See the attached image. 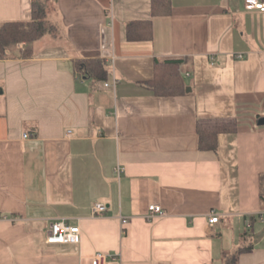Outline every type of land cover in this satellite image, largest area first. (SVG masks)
Wrapping results in <instances>:
<instances>
[{
  "label": "crops",
  "instance_id": "obj_1",
  "mask_svg": "<svg viewBox=\"0 0 264 264\" xmlns=\"http://www.w3.org/2000/svg\"><path fill=\"white\" fill-rule=\"evenodd\" d=\"M38 1L55 32L0 57V264H91L97 251L105 264H219L244 247L229 264H264V12ZM31 3L0 0V23L30 20ZM131 21H149L150 36L128 39ZM88 58L105 61V79L78 68ZM164 58H181L183 92L146 85ZM198 122L226 125L215 151L198 148ZM150 203L165 213L148 218ZM59 217L79 225L78 243L45 242Z\"/></svg>",
  "mask_w": 264,
  "mask_h": 264
},
{
  "label": "trees",
  "instance_id": "obj_2",
  "mask_svg": "<svg viewBox=\"0 0 264 264\" xmlns=\"http://www.w3.org/2000/svg\"><path fill=\"white\" fill-rule=\"evenodd\" d=\"M167 3V2H166ZM31 18L28 21H5L0 23V57H3L5 50L15 43L23 42V54H28L32 42L46 32H55V27L45 19V8L42 2L32 0ZM142 27L138 28V26ZM138 28V29H137ZM149 21H131L126 24V36L128 39H138L150 36ZM144 32V33H143ZM143 33V34H142ZM181 58L156 59L154 63V75L146 82L156 94L169 95L183 92L185 90V77L178 66ZM85 75L93 79H105L107 74L106 63L101 58H88L77 62ZM226 125L220 124L215 129H210L200 122L197 123L198 148L205 150H216V137L220 130L226 129ZM260 199L264 205V184L260 185ZM246 248H239L228 257L224 256L219 264H229L235 261L238 255Z\"/></svg>",
  "mask_w": 264,
  "mask_h": 264
},
{
  "label": "built area",
  "instance_id": "obj_3",
  "mask_svg": "<svg viewBox=\"0 0 264 264\" xmlns=\"http://www.w3.org/2000/svg\"><path fill=\"white\" fill-rule=\"evenodd\" d=\"M244 6L248 9H257L260 12H264V0H244ZM22 44V43H20ZM104 87H113L114 81L109 82L104 80L102 82ZM69 133V131L67 132ZM26 136V134H24ZM122 168L117 166L114 170L119 173ZM106 205L100 202H95L91 206V213L95 216H100L104 213ZM165 212L163 208L156 203L148 204V218H153L157 215H163ZM120 225L125 229L128 218L120 216ZM218 221V216L214 213L210 214L208 222L213 224ZM80 240V227L78 224H71L66 218H54L51 220L48 230L45 234V242L47 244H68V243H78ZM110 255L97 251L93 254L91 258V264H105Z\"/></svg>",
  "mask_w": 264,
  "mask_h": 264
},
{
  "label": "rangeland",
  "instance_id": "obj_4",
  "mask_svg": "<svg viewBox=\"0 0 264 264\" xmlns=\"http://www.w3.org/2000/svg\"><path fill=\"white\" fill-rule=\"evenodd\" d=\"M44 1H45V0H44ZM49 4L51 5V2H48V5H49ZM18 43H20V42H18ZM18 43H15L13 46H9L8 48L14 47V46H16ZM226 256H227V255H226ZM228 256H229V255H228ZM228 256H227V257H228Z\"/></svg>",
  "mask_w": 264,
  "mask_h": 264
},
{
  "label": "water",
  "instance_id": "obj_5",
  "mask_svg": "<svg viewBox=\"0 0 264 264\" xmlns=\"http://www.w3.org/2000/svg\"><path fill=\"white\" fill-rule=\"evenodd\" d=\"M258 122H259V123H263V122H264V120H259Z\"/></svg>",
  "mask_w": 264,
  "mask_h": 264
}]
</instances>
